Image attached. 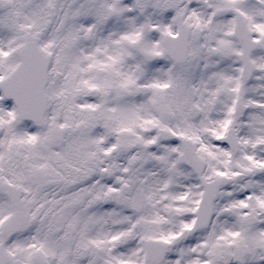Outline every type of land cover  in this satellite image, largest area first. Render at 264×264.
<instances>
[{
    "label": "snow or ice",
    "instance_id": "snow-or-ice-1",
    "mask_svg": "<svg viewBox=\"0 0 264 264\" xmlns=\"http://www.w3.org/2000/svg\"><path fill=\"white\" fill-rule=\"evenodd\" d=\"M0 264H264V0H0Z\"/></svg>",
    "mask_w": 264,
    "mask_h": 264
}]
</instances>
